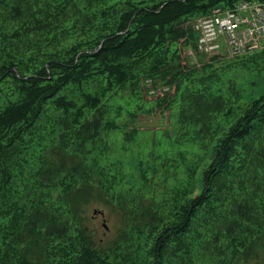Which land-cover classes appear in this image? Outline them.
<instances>
[{
    "label": "trees",
    "instance_id": "trees-1",
    "mask_svg": "<svg viewBox=\"0 0 264 264\" xmlns=\"http://www.w3.org/2000/svg\"><path fill=\"white\" fill-rule=\"evenodd\" d=\"M236 1L0 0V264H264V48L177 69L168 143L117 150L183 24Z\"/></svg>",
    "mask_w": 264,
    "mask_h": 264
},
{
    "label": "rangeland",
    "instance_id": "rangeland-1",
    "mask_svg": "<svg viewBox=\"0 0 264 264\" xmlns=\"http://www.w3.org/2000/svg\"><path fill=\"white\" fill-rule=\"evenodd\" d=\"M195 40L196 37L194 35V38H191L189 42L194 43ZM196 49L194 45H187L185 42H182L180 54L178 57L172 58L169 65L170 69L167 74L155 79L152 83V89L150 87L147 88L149 94L147 100H155L156 98L154 97L153 91L159 90L158 96L162 98L163 104L158 108L155 107V109H152V112H140L134 117L124 115L118 121V125L122 128L123 136L117 138V150L121 151L125 148L120 153L131 151L138 155L139 153L154 149L155 142L156 146L168 143L164 134L168 133L170 135L176 131V129L173 123L169 121V110H165V101L171 91V86H173V83H168L167 80L173 78L176 74L175 71L180 67H182L183 70H190L194 66L198 68V64L202 62L203 59H206V57L197 54L195 52ZM207 59L219 66H223L227 63L230 64L232 61V58H224V56L218 54ZM193 63L195 64L192 65ZM126 94L127 90L124 91V95ZM131 105H135V100H132ZM131 109L135 110L136 107L132 106ZM84 216L86 218L85 224L93 235V240L97 244L103 246H107L116 237L118 230L121 228L118 213L109 206L91 202L85 207Z\"/></svg>",
    "mask_w": 264,
    "mask_h": 264
},
{
    "label": "built area",
    "instance_id": "built-area-1",
    "mask_svg": "<svg viewBox=\"0 0 264 264\" xmlns=\"http://www.w3.org/2000/svg\"><path fill=\"white\" fill-rule=\"evenodd\" d=\"M255 26H257L258 29H264V13H258Z\"/></svg>",
    "mask_w": 264,
    "mask_h": 264
}]
</instances>
